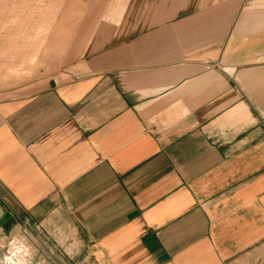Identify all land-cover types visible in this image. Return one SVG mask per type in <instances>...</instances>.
I'll return each mask as SVG.
<instances>
[{"label":"crops","instance_id":"obj_1","mask_svg":"<svg viewBox=\"0 0 264 264\" xmlns=\"http://www.w3.org/2000/svg\"><path fill=\"white\" fill-rule=\"evenodd\" d=\"M90 4L65 77L0 98V238L45 264H264V0Z\"/></svg>","mask_w":264,"mask_h":264},{"label":"rangeland","instance_id":"obj_2","mask_svg":"<svg viewBox=\"0 0 264 264\" xmlns=\"http://www.w3.org/2000/svg\"><path fill=\"white\" fill-rule=\"evenodd\" d=\"M88 1L0 0V98L36 82L65 77L97 32L87 23L94 26L107 19ZM21 245L32 257L30 264H45L34 260L23 233L0 238V262L11 264L10 250Z\"/></svg>","mask_w":264,"mask_h":264},{"label":"bare ground","instance_id":"obj_3","mask_svg":"<svg viewBox=\"0 0 264 264\" xmlns=\"http://www.w3.org/2000/svg\"><path fill=\"white\" fill-rule=\"evenodd\" d=\"M53 56H55V55H53ZM27 250L28 249H26L24 245L23 246L21 245L20 247L19 246L13 247L10 250V254H12V256L11 257L9 256V258L7 257V260H10L11 264H16L15 260H17L19 262L18 264H30L32 257L30 255V253H28ZM0 264H2V263L0 262Z\"/></svg>","mask_w":264,"mask_h":264}]
</instances>
